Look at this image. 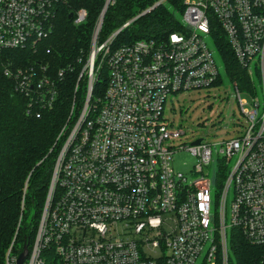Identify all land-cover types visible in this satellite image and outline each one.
I'll return each mask as SVG.
<instances>
[{
	"label": "built area",
	"instance_id": "2783aa9c",
	"mask_svg": "<svg viewBox=\"0 0 264 264\" xmlns=\"http://www.w3.org/2000/svg\"><path fill=\"white\" fill-rule=\"evenodd\" d=\"M63 1L0 0V53L37 52ZM183 2L182 29L162 38L116 45L120 28L99 41V20L83 68L85 100L59 134L65 138L24 264H231L233 229L264 243V0ZM86 16L79 9L74 22ZM214 22L263 92L242 97L234 86L241 120L220 141L193 137L165 113L176 94L216 86L221 74L207 41ZM102 68L107 84L94 96ZM3 72L29 109L53 106L57 85L47 64L9 59ZM182 149L196 157L194 177L174 168ZM15 237L5 264H17L24 248L15 250Z\"/></svg>",
	"mask_w": 264,
	"mask_h": 264
},
{
	"label": "trees",
	"instance_id": "16d2710c",
	"mask_svg": "<svg viewBox=\"0 0 264 264\" xmlns=\"http://www.w3.org/2000/svg\"><path fill=\"white\" fill-rule=\"evenodd\" d=\"M183 1L109 0L99 41L120 28L114 40L116 45L142 38H162L178 31L182 29ZM106 2L65 0L57 5L52 31L37 52L11 49L0 53V264H5L16 231L15 250L33 240L65 138V134L60 137L59 134L64 126H70L85 100L88 77L83 68ZM79 9H85L87 16L83 22L75 23ZM126 22L129 24L123 27ZM211 39L231 83L244 92L255 89L254 80L237 60L218 22L212 26ZM9 59L16 65L29 62L48 65L57 85L51 108L32 105L33 109H29L28 98L15 89L13 79L4 75L3 67ZM107 79L108 71L102 68L94 84V96L103 94ZM223 81L220 76L216 84ZM230 249L231 264H264V243H252L236 229L230 234Z\"/></svg>",
	"mask_w": 264,
	"mask_h": 264
},
{
	"label": "rangeland",
	"instance_id": "374dc122",
	"mask_svg": "<svg viewBox=\"0 0 264 264\" xmlns=\"http://www.w3.org/2000/svg\"><path fill=\"white\" fill-rule=\"evenodd\" d=\"M207 41L209 47L214 50V56L224 81L208 88L209 90L202 89L201 91L176 94L173 102H167L165 113L170 117H174L176 122L182 121L184 127L189 129L193 137L204 136L213 141H220L232 134L231 130L233 131L236 125L233 122L236 119L241 120V111L234 96L235 87L226 76L221 56L213 41L211 39ZM255 86L257 95L262 99L263 92L258 76L255 77ZM242 97L250 98L245 92L242 93ZM212 133L216 134L212 135ZM188 140H191V138H188ZM195 163L196 157L187 149L178 150L173 155L174 168L184 172L188 177H194L191 171ZM214 168L215 163L209 166L211 174H213ZM233 196L234 193L231 190L229 203ZM53 258L54 255H48V259Z\"/></svg>",
	"mask_w": 264,
	"mask_h": 264
},
{
	"label": "water",
	"instance_id": "95a60500",
	"mask_svg": "<svg viewBox=\"0 0 264 264\" xmlns=\"http://www.w3.org/2000/svg\"><path fill=\"white\" fill-rule=\"evenodd\" d=\"M108 3H109V0H107L106 5H105V7H104V9H103V11H102L101 19H100V23H102V19H103V16H104L105 10H106V8H107V6H108ZM69 18H70V19L73 18V14H70V15H69ZM199 142H200V139H197V140L195 141V143H199ZM27 254H28V245L25 244V245H24V248H23V250H22V252L19 254V256H18V258H17V264H24V262H25V260H26V257H27Z\"/></svg>",
	"mask_w": 264,
	"mask_h": 264
}]
</instances>
